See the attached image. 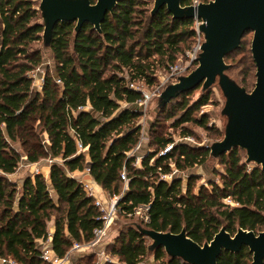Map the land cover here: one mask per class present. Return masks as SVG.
<instances>
[{
  "label": "trees",
  "instance_id": "16d2710c",
  "mask_svg": "<svg viewBox=\"0 0 264 264\" xmlns=\"http://www.w3.org/2000/svg\"><path fill=\"white\" fill-rule=\"evenodd\" d=\"M192 3L182 0L183 5ZM152 4L153 0L120 1L106 16L102 33L87 23L75 34L76 22H60L53 32L52 58H46L36 45L43 42L44 29L38 3L0 0V170L15 173L23 157L29 163L53 160L49 179L40 173L28 176L19 192L0 177V257L46 264L39 241L48 239L51 222L55 228L51 247L60 257L75 242L93 238L104 213L82 181L70 175L86 168L111 197H122L117 214L129 217L138 207L149 206V221L142 222L154 230L179 233L185 227L199 244L211 241L223 226L231 235L238 228L264 230V172L249 167L239 149L220 157L224 168L218 172L220 182L210 180L197 191V175H190L185 186L182 177L168 181L162 175L172 173L173 167L183 171L204 165L209 150L176 142L163 133L160 119L150 128L149 144L155 149L140 165L131 155L140 139L137 119L144 95L130 84L155 86L156 66L175 65L198 39L195 20L173 19L166 8L152 16ZM249 60L255 67L252 56ZM40 67L45 75L38 90L31 73ZM192 93L181 95L162 112L173 120L174 128L181 127L182 137L193 134L185 123L208 126V115L198 117L197 112L210 102L211 93L194 101ZM171 143L173 149L161 154ZM124 171L127 187L121 177ZM148 246V238L126 227L106 247L118 261L103 264H141ZM154 255L156 264H190L168 257L164 249ZM95 258L96 253H90L75 264H97ZM217 264H252V254L248 248L224 251Z\"/></svg>",
  "mask_w": 264,
  "mask_h": 264
},
{
  "label": "water",
  "instance_id": "95a60500",
  "mask_svg": "<svg viewBox=\"0 0 264 264\" xmlns=\"http://www.w3.org/2000/svg\"><path fill=\"white\" fill-rule=\"evenodd\" d=\"M38 2L39 23L43 26V52L52 58L51 43L55 27L60 22H76L78 34L90 23L102 33V24L109 13H113L122 0H34ZM166 8L176 20L200 21L198 32L202 36L196 65L187 73L166 85L159 94L152 97L140 112L149 109L156 102V114L181 95L201 88V95L217 85L225 99L221 114L226 117L224 136L205 147L209 157L220 159L235 149L245 152V163L255 164L264 172V0H210L197 5H183L182 0H154L151 15L155 16ZM253 33L251 53L256 66L255 85L251 91L240 85L228 73L232 68L226 59L240 49L242 39ZM208 157V158H209ZM122 199L119 197L117 204ZM116 204V206H117ZM108 212L109 203L104 204ZM118 218L112 214L98 249L108 247L120 233L114 232L113 224ZM125 227L136 229L150 240L148 260L155 261V251L164 249L170 258H179L190 264H217L224 251L238 253L248 248L252 264H264V230L258 233L238 228L234 235L221 227L211 241L199 244L189 237L186 228L181 232H163L149 228L141 220L124 223Z\"/></svg>",
  "mask_w": 264,
  "mask_h": 264
},
{
  "label": "rangeland",
  "instance_id": "374dc122",
  "mask_svg": "<svg viewBox=\"0 0 264 264\" xmlns=\"http://www.w3.org/2000/svg\"><path fill=\"white\" fill-rule=\"evenodd\" d=\"M153 5H154V0H153L152 8H153ZM252 37H253L252 33H247L243 39V43L245 46L244 51L241 52L240 50H237L236 52L232 53L229 58L226 59L227 63L232 65V68L229 70L228 73L240 85L244 86L248 91H251L254 88L255 81H256V77H255V72H256L255 67L256 66L252 67L251 66L252 63L249 60V57L252 56V53H251ZM36 45L38 47L43 48V42L37 43ZM186 51L187 52H185V54L183 56H179L175 65H183V66L189 65L190 57H191L192 53H191V50H186ZM191 65H192V67L190 69H192L194 67V64H191ZM43 67H40L31 73L32 77H34V84L35 85H39V86L42 85V82H43L42 77L45 75V71H44ZM167 70H168V68L164 65H157L156 66V74H157L158 81L166 76ZM244 80L246 81V84H245ZM136 85L146 87L141 82H137ZM146 89H148V88L146 87ZM149 89H152V87ZM210 93H211L210 102L207 105H204L197 112L198 117H200L203 114L208 115V126H207V128L201 127V126H199L193 122L184 124L185 127H187L188 129H190L192 131L193 134H191V137L193 138L194 142H192L191 144L195 145V146L210 145L214 141L221 140L224 136V126L226 124V117H224L221 114V111L223 109L225 99L222 95L220 88L217 85L213 86V88L210 90ZM200 95H201V88H198V89L193 91V93L190 96V99L193 101L197 100L200 97ZM155 107H156V102L151 103L149 109L147 108V110L142 112V116L137 119V123L141 124L140 139H142V144H141L140 148L135 152V156H136L135 163H137V156H143L144 157V155H146L149 151H151V149H155V146L152 147L149 143L152 141V138L150 135V133H151L150 128H151L152 124L157 119H160V122L164 125L163 129H162L163 133H166L167 136L173 137L176 142H180L182 140L181 127L174 128L172 126L173 120L165 119L166 115H162V113L156 114ZM143 134L146 135L145 138H144ZM142 135H143V137H142ZM140 139H139V142H140ZM12 145L16 149L21 151V147L19 144L12 143ZM239 150L241 151V154L243 155V157L245 159V156H246L245 152L241 149H239ZM52 162H53L52 159L45 158V159H42L36 163H29L26 160V157H23V160L20 162L15 173L6 174L0 170V177H4L8 180V182L16 185L17 191L19 192L21 187H22V184L24 182V179L26 177H28V176L34 177V175L38 174V173L43 174V175L48 174V171L51 168ZM254 166H255V164H249V167H254ZM87 169L88 168H86V170H84V172H81L80 175H81V178L85 179L84 182L87 185L91 186V184H92V182H90L91 180H88L87 178L84 177L85 173L88 171ZM218 172L219 173L224 172V168L220 164V159H213V158L209 157L204 165H197L193 168H189V169H186L183 171L178 170L177 176L183 178V181H184L183 185L185 186L186 181L190 175H197L199 177V180L197 182V187L195 189L197 191L201 185H203V184L208 185L210 180H217L218 182H220V176H219ZM70 175L72 176L73 172L70 173ZM80 180L82 181V179H80ZM10 187H12V186H10ZM98 191H100V190L98 189ZM106 196L108 197L107 198L108 201H110V198H112V197L108 193ZM228 201H230V202H228ZM225 202H227L231 205H235V203L231 199L230 200L226 199ZM117 215H118V218L115 220V222L113 224V229H112L114 232H116V234H117V231H118V233H120L123 229L126 228L124 223H131L134 220H141V219H139V217L137 215H133V216H129V217L121 216L119 214H117ZM148 241L150 243L149 239H148ZM82 252H85V251L82 250ZM74 258H76L78 260V258H79L78 253H76ZM107 259L115 261V262L118 261L117 257H113L109 254H105L103 256L102 262L104 263V261H106ZM148 260H150V259L147 256L145 261L141 264H145ZM95 261H97V258H95ZM76 262L77 261H74L73 263L75 264ZM83 262H84V260H83ZM73 263H71V264H73ZM148 264H156V263L154 260L153 261L151 260V262Z\"/></svg>",
  "mask_w": 264,
  "mask_h": 264
},
{
  "label": "built area",
  "instance_id": "2783aa9c",
  "mask_svg": "<svg viewBox=\"0 0 264 264\" xmlns=\"http://www.w3.org/2000/svg\"><path fill=\"white\" fill-rule=\"evenodd\" d=\"M200 2H202V1L201 0H193L192 4L197 5ZM199 24H200V21L195 20V27H196L197 32H198L197 28H198ZM201 40H202V36L198 32L197 43L191 49L192 55L190 57L189 65H185V66H183V65H171V66H169L167 73H166V76L163 77L162 79H160L158 81V83L152 87V89H149V88L146 89V87L138 86L134 83L130 84V87H135L136 89L138 88L142 91V93L144 95V100L142 102L143 106H146L149 103V101L152 99V97L159 94L161 92V90L166 85H168L169 83L175 82L179 75L189 72L191 70L190 68L192 67L191 64H194V67H195V65H196L195 58H196V55L199 51ZM143 135H142V137H143ZM145 137H146V135H144V138ZM181 141L188 142L190 144L192 142H194V140L191 136L182 137ZM141 144H142V139H140V142L137 144L135 149L132 151L131 155H135V152L140 148ZM173 146H174V143L169 144L164 149V151L161 152V154H166L167 152L171 151L173 149ZM79 148L83 149L81 144H79ZM142 158H143V156H137L136 165L141 164ZM177 172H178V169L173 167L172 173L162 175V178L170 181V180H172V178L175 175H177ZM121 177L125 181L126 187H127L129 180L127 179V175H126L125 171L122 173ZM84 187H85L86 191L88 192V194H90L91 196L96 198L95 199L96 205H98L100 207L101 211L104 213V215L102 217L103 225H102V227L95 229L94 236L89 242H87V243L75 242L73 244L72 248L69 249V251L63 257L58 256L53 251V249L51 247V237H48V239L45 241L40 240L39 244L41 246V251H42L41 258L46 264H71L72 263L71 258H72L73 253H75L76 251H82V250H84L86 252L88 251V253L97 252L99 259H100L97 264H103V262H102L103 256L105 254H108L106 252V248L98 249L97 244L99 243L102 235L104 234L105 229L110 224L111 219H112V214L117 213L116 204H117V201H118L120 196H114V197L110 198V201L108 202L109 203V210L107 212L104 208L103 202L100 199H98V197L95 196L94 191L87 184H84ZM228 202H230V201H228ZM148 211H149V206H140L136 209L134 215H137L139 217V219H141V221H143L144 223H147L149 221ZM108 261H112V260L107 259L104 262H108ZM0 264H21V263H19L18 261H16L13 258H10V257L9 258L0 257Z\"/></svg>",
  "mask_w": 264,
  "mask_h": 264
},
{
  "label": "crops",
  "instance_id": "0c3cea01",
  "mask_svg": "<svg viewBox=\"0 0 264 264\" xmlns=\"http://www.w3.org/2000/svg\"><path fill=\"white\" fill-rule=\"evenodd\" d=\"M45 71V70H44ZM43 78H44V76L42 77V81H43ZM34 86H35V88L36 89H38V90H41L42 89V86H43V82H42V85H35L34 84ZM87 159H88V161H89V157H88V155H87ZM86 170V169H85ZM88 171L85 173V178H87L88 180H91L90 182H92V184H91V186H89L93 191H94V194H95V196L96 197H98V199H100L102 202H103V204H105L106 202H109L108 201V197L106 196L107 195V192L99 185V184H97L95 181H94V179L92 178V176L90 175V173H89V169H87ZM81 172H84V171H75V172H73V177H75V178H80V179H82V183H85L84 181H85V179L84 178H81ZM49 174H50V169H49V171H48V174H44V176L46 177V179H49ZM79 179V180H80ZM81 181V180H80ZM86 184V183H85ZM98 189L100 190V191H98ZM49 230H50V233H49V237H52V235H53V233H54V230H55V228H54V223L53 222H51L50 223V227H49ZM76 253H78V257L79 258H81V257H83V256H85V255H88V254H90V253H88V252H82V251H76L75 253H73V255H72V258H71V262L73 263L74 261H77V259L76 258H74V256L76 255ZM93 253H96V256H97V263H98V261L100 260L99 259V256H98V254H97V252H93ZM78 258V259H79ZM74 264V263H73Z\"/></svg>",
  "mask_w": 264,
  "mask_h": 264
}]
</instances>
